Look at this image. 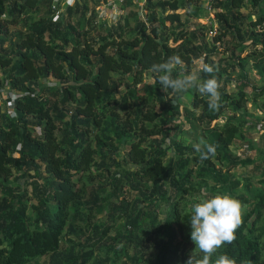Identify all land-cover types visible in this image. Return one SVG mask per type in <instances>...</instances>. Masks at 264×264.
Instances as JSON below:
<instances>
[{
    "label": "trees",
    "instance_id": "1",
    "mask_svg": "<svg viewBox=\"0 0 264 264\" xmlns=\"http://www.w3.org/2000/svg\"><path fill=\"white\" fill-rule=\"evenodd\" d=\"M52 1L0 0V89L9 86L21 93L16 102L17 118L10 116L5 103L0 105V264H38L42 257L61 252L69 223L79 217L85 220L84 214L88 220L94 212H103L113 197L121 203L116 207L128 215V223L120 232L126 238L129 239L135 231L144 232L146 223L157 233L162 253L152 264H185L196 247L191 240V230L187 229L191 214V207H185L189 204L188 198L200 193L210 179L222 182L220 185L228 187V190L234 188L232 170L242 163L243 158L234 156L233 160L230 159L233 154L231 146L244 140L248 127L262 120L261 114L252 120H240L237 114H250L247 103L255 100L257 94H264V29H259L264 21V0H212L214 7L227 5L230 8L227 13H216L217 19L225 23V30L217 32L210 42L198 32L181 30L175 44L170 43L169 38H161L157 26H154L158 21L157 12L149 4L154 0H148L145 6L148 10L146 16L150 24L153 23L151 30H146L142 21L135 28L130 19L144 12L131 10L124 17L125 35L120 38L106 35L97 43L89 40L86 23L89 24L90 19L87 21L85 13H82L79 22V32L66 25L62 18L54 22L47 12L42 13L44 5H50ZM131 1L125 0L121 7L127 8ZM248 2L258 8V14L253 18L247 16L244 21L235 19ZM163 4L174 11L167 15L166 20L180 25L181 17L176 12L180 8L179 0H164ZM75 5V9L80 8L78 0ZM66 6L68 14H72L74 6ZM81 6L85 10L88 8V4ZM28 11L35 13L33 17L27 16ZM246 26L250 28L246 39H250L255 47L246 56L238 55L229 62L222 60L215 66L210 60L218 49L215 43H222L228 49L236 47L244 50L246 39L242 34ZM231 30L238 36L228 42L226 37ZM191 37L194 44L190 46L188 39ZM7 38L10 39L8 48L3 46ZM179 38L184 40L179 42ZM259 45L262 47L258 48ZM203 52H206V64L219 69L211 74L221 85L218 89L219 110H209L207 97H202L195 88L179 93L168 89V93H172V97L168 98L170 104L166 106L163 103L159 107L168 93L165 92V96L161 93L162 87L152 66L173 54L190 65L194 57L198 58ZM92 56L95 60H91ZM251 57L255 59L252 67L259 71L263 81L261 86L251 84L246 67ZM229 67L239 69L235 80L238 92L235 94L226 89V85L233 81L229 77L224 79ZM146 73L153 81L146 86L148 93L140 94L137 86L143 82ZM173 75L178 73L174 71ZM128 76L131 86L116 97L121 81ZM41 77L54 78L47 86L50 92L59 95L53 104L49 98L37 94L42 88L38 84ZM201 78L210 76L201 72ZM222 80L226 83L222 84ZM253 91L258 93L251 96ZM184 97L191 99V106H182L181 99ZM71 102L76 104L72 122L75 125L84 124L85 130L81 127L77 130L79 140L74 150L66 148L68 152L65 153L64 143L57 131ZM228 104H232L234 112L226 116L223 124L213 126V120L226 112ZM163 110L169 113L167 117ZM136 111L139 113L134 121L132 117ZM196 111L199 113L196 114ZM120 112L126 113L128 118L122 120ZM184 112L189 115V128L176 125L175 135L169 136V141L165 142L175 150L172 160L165 162L159 149L155 156H151V139L167 136L170 118H175L173 121L182 119ZM109 113L113 114L114 129L122 140L127 139V132L132 133L124 154H120L119 145L109 134L111 128L105 120ZM32 117L41 127L40 134H34L29 127L28 119ZM102 123L106 124L105 128ZM90 129L94 130L93 136L89 134ZM183 135L191 139L188 144L177 141ZM201 136L216 146V155L211 159L200 160L192 147ZM226 160L230 163L224 166ZM39 162L48 174L45 181L47 191L38 204L32 205L40 214L41 226L30 228L26 222V206H23L26 199L14 197L13 188L23 187L18 183V175H22L19 172L23 171V176L28 179V171L38 167ZM120 162H124L126 167L121 173L118 171ZM217 163L221 164L219 168ZM125 179L142 199L137 198L134 202L119 199L123 195ZM107 181L112 182L110 186L105 185ZM160 182L172 185V202L166 226L157 227L158 201L154 188H159ZM250 192L252 198L241 202L243 205L251 203L252 206L242 212L243 223L237 229L236 241L225 243L213 255V264L218 255L225 253L236 258L238 264L244 259L252 264H264V173ZM161 198L171 199L166 197V193H162ZM143 201L148 203L140 207ZM76 203L82 206L74 214L71 205ZM128 224L132 229L128 228ZM93 227L101 234L106 232H101L100 226ZM165 227L168 230L167 239L164 237ZM121 253L114 251L117 258ZM110 258L107 255L97 264H104ZM73 259L77 263L78 258L75 256ZM148 260L144 256L132 259L133 264H151Z\"/></svg>",
    "mask_w": 264,
    "mask_h": 264
},
{
    "label": "rangeland",
    "instance_id": "2",
    "mask_svg": "<svg viewBox=\"0 0 264 264\" xmlns=\"http://www.w3.org/2000/svg\"><path fill=\"white\" fill-rule=\"evenodd\" d=\"M76 1L74 4H72L74 6L72 14H68V8L66 6V4L69 5L68 0H53L50 5H44L42 13L47 12V16L50 17V19H52V21L54 22H59V20L62 18L66 25L74 27L75 31L77 32L80 31L79 22L82 15L85 13L84 16L87 17V21L90 19V23H86V27L89 32V40L96 43L102 38H104L106 35L115 36V38H120L122 35H125V31L127 29L124 25V17L128 16V12L131 10H142L144 12L143 15L141 14L139 15V17H132L130 19L131 24L135 25V28L137 27L140 21L144 22V24L146 25V30L149 31L153 28V23L150 24L146 16V12L148 10L147 8H145V6L148 5V0H132V3L125 9L121 7V4L118 0H99L98 2L96 0H78L80 8L75 9ZM163 2L164 0H154L152 3L149 4H152V8L157 12L158 21L154 23V26H157L160 32V37H165L167 39L169 38L170 43L175 44V38L178 36V33L181 30H187L189 33L198 32L201 35H204L209 42L211 41L212 36H214L217 32H219L220 30H225V23L222 21L220 22L217 19L216 13L222 11H224L225 13L229 12L230 8L227 5L223 7H214L212 5V0H192L191 2L188 0H179L180 8L176 10V12H178L181 17V24L179 25L172 24L170 20H166L167 15L174 11H172L168 7H165ZM87 4V10L82 8L81 5ZM34 14L35 13L32 11H28L27 16L33 17ZM257 14L258 8L254 7L248 2L241 9L240 15H238L235 19L244 21L245 17L251 16L253 18ZM36 17H38V15H36ZM247 21L248 20H246V22ZM20 27L21 26H19V28ZM16 28H18V26ZM245 28L246 30L243 32L242 35L246 39L249 36L248 34L250 33V28H248V26H246ZM228 35L230 36L226 37L228 42L234 41V36H238V34L233 31L230 32ZM184 38H179V42L184 40ZM188 40L189 42H191L189 44L190 46L194 44L192 43L194 42L193 37ZM215 44L218 49L216 53L210 56V60L214 62L215 66L219 65L222 60H226L229 62V60L233 58L236 59L238 55L246 56L252 50V48L255 47L250 39H246V41L244 42V50H241L240 48L236 47L228 49L226 46L222 45V43L219 42H216ZM3 46H6L7 48L10 47L9 38L5 40ZM261 47L262 46L259 45L258 48ZM230 56H232V58ZM205 57L206 52H203L198 58L195 56L190 65H187L184 62L186 71L191 72L194 67L205 64ZM91 60H95L93 56L91 57ZM254 61V58H249L246 67L249 69V77L251 84L261 86L263 84V81L260 77L259 71L252 67ZM174 71L179 74V66H177ZM238 73V68L229 67L227 75H224V79L226 77L233 79L232 83L226 85L227 91L231 94H235L238 92V89L236 87L237 84L235 81L237 79L236 76ZM53 80V77H41L38 80V84L40 85V87L42 86V88L37 94L42 96L43 98H49L51 104H53L55 102V99L59 97L58 94L52 91L50 92L47 88V86H49V84L53 82ZM152 81V77L146 73L143 82L137 86V88L139 89V93H148L149 90L148 88H146V86ZM223 83L225 84L226 82L222 80V84ZM129 86H131V80L128 76L121 81L119 89L121 91L117 90L116 97H120V95ZM250 90L252 91V88H250ZM161 93L165 96V91L163 89ZM257 93L258 92L253 91L251 96L256 95ZM174 96H176V94ZM257 96L258 97L255 100L251 99L247 103L248 112H251L250 114L243 115L241 112L237 114V118L240 120H252L255 118V116L257 117V114H261L260 118L262 120L257 121L254 125L248 127L249 131L245 133L246 137L244 140H239L233 146H231V151L233 154L230 159L233 160L234 156L243 158V161H241L242 163H238L236 165L237 167H234V169L232 170L231 180H233L235 183L234 188L228 190V187L223 188L222 185H220L222 182L218 183V181L210 179L209 182L207 181V185L203 186V189L200 191V193H197L195 196H190L188 198L189 204L185 206L186 208L191 207L192 204L198 202L201 198L207 197L209 195H214L217 192L228 193L232 197L238 199L240 203L245 198H252L250 189H253V187L258 184V180L262 177L264 173V94H257ZM170 97H172V93L165 97L167 98L164 99L165 102L160 101L159 107L163 106V103L166 106H169L170 103L168 102V98ZM181 103L182 106H191V99H189V97H184L183 99H181ZM75 105L76 104L72 102L68 104L67 112L62 118L63 123L60 124V128L57 131L59 139L64 143L65 149L67 148L68 150H74V145H76L79 140L77 130H79L80 127L82 128V130H85L84 124L78 123L77 125H75L72 122V112L75 108ZM110 106L112 107L113 104ZM163 112H165V117L169 115L166 110H163ZM233 112L234 109L232 104H228L226 112L223 113L218 119L213 120L212 125L214 126L217 123L223 124L226 120V116L232 114ZM138 113L139 111H136V113L133 115L132 118L134 119V121H136V119L138 118ZM198 113L199 111H196V114ZM182 116V119H176L175 121H173L175 118H170L171 121L167 123V136H155L151 139L149 143V145L151 146V156H155L157 149H159L163 153V160L165 162L168 163L172 160L175 150L173 148H169L168 142H165L169 141V136L175 135V131L177 129V127L175 128L176 125L182 126V128L184 129L189 128V115L184 112ZM120 117L122 118V120L128 118L127 114L124 112H120ZM105 118L106 122L109 123L107 124V126L111 128V132L109 134H111V136L114 138L115 143L119 145L120 154H124L128 140L130 139V137H132V133L127 132V139L123 138L122 140L117 135L116 129H114L116 124L113 122V114L109 113V115ZM28 120L31 131L34 134H40L41 127L37 123V120H35V118L33 117L29 118ZM105 125L103 124L104 128ZM198 132L199 131H197V133ZM89 134L93 136L94 130L90 129ZM177 141L180 143L188 144L191 139L183 135L181 136V138L179 137ZM67 149L65 153L68 152ZM104 156L105 154L102 155V157ZM112 162H114L113 159ZM228 163H230L228 162V160L224 161V166ZM119 164L121 166H119L118 171L121 173L125 171L126 167L124 162H120ZM39 166L30 168V170L28 171V179H25V177L23 176V171L19 172L22 173V175H18L20 176L18 183L23 184V187L13 188L14 197H18L19 199H26V201L24 202L25 204H23V206H26L24 211L26 214V222L30 228L41 226L40 214L37 209H35L32 205L38 204L40 199L43 198L47 191L45 181L48 174L45 172L44 167L41 165L40 162ZM219 166H221V164L218 165L217 163L216 167L219 168ZM237 180H239V182ZM104 183L106 186H110L112 182L107 181ZM127 184L128 183L125 179L123 195L119 199L123 198L128 202H134L137 198L142 199V196L136 195L135 189L129 187V185ZM149 185L151 186L152 184L149 183ZM159 185V188H154V194L158 201V206L156 209V213L158 216L157 227L162 224L166 226V216L170 204L172 202V197H170V194L172 193V185L169 182H160ZM26 193L28 194L27 196L24 195ZM162 193H166V197L171 199H162ZM119 202V200L116 201L113 197L110 203L105 207L103 212H94V216H92V218H88V220H86L87 215L84 214L83 218L85 220H82V218L79 217L69 223L68 227L66 228L65 236L62 243L63 250H61V252L57 254L51 253L42 257L38 264H97L99 261L103 260L107 255H109L111 257L110 259H113V261H110L109 259V261L104 264H133L134 262L132 261V259L142 256H144V258L146 259H149L148 261H150L151 264L154 263L156 258L161 256L162 253L159 248V240L157 233L153 231V229L150 227V225H148V223H146L144 232L138 233L137 231H135V233L132 234L129 239L126 238L125 235L120 232L124 231L123 229L128 223V215L123 214L122 211H120L121 209L119 210V207H116V205L121 204ZM143 202L144 203H142L140 207L148 203L147 201ZM183 205L184 204H182V206ZM81 206V203L72 204L71 212L75 214V212L79 211L77 209L81 208ZM251 206V203H247L245 205L241 204L242 212L244 210L249 209ZM94 225L100 226L102 228L101 232L103 230H106V232L101 234L100 230L99 232L95 231V228L93 227ZM130 227L131 226L129 225L128 228L132 229ZM187 229L191 230V224H188ZM167 231L168 230H166L165 227L164 237L166 239L168 237ZM114 251L122 252L119 258H117V256L114 254ZM75 256L78 258L77 263L74 262L73 259ZM115 259H117V261ZM84 260L86 261L85 263H83Z\"/></svg>",
    "mask_w": 264,
    "mask_h": 264
},
{
    "label": "clouds",
    "instance_id": "3",
    "mask_svg": "<svg viewBox=\"0 0 264 264\" xmlns=\"http://www.w3.org/2000/svg\"><path fill=\"white\" fill-rule=\"evenodd\" d=\"M179 66V74L174 76V70ZM152 70L162 89L168 93L187 92L195 88L202 96L207 97L209 110H219L221 87L213 74L218 67L210 64H202L187 72L183 60L179 55L168 56L163 62L154 64ZM209 74L210 78L202 79L200 73ZM169 95V93H168ZM200 160H208L216 155V146L208 143L203 136L192 144ZM242 209L238 199L228 193L217 192L214 195L201 198L191 205L190 224L191 240L196 247L190 253L185 264H213L212 257L225 244H233L237 237V229L242 225ZM214 264H238L234 257L228 254H220ZM239 264H252L250 260L244 259Z\"/></svg>",
    "mask_w": 264,
    "mask_h": 264
},
{
    "label": "built area",
    "instance_id": "4",
    "mask_svg": "<svg viewBox=\"0 0 264 264\" xmlns=\"http://www.w3.org/2000/svg\"><path fill=\"white\" fill-rule=\"evenodd\" d=\"M76 0H68V4L72 5ZM122 4L125 0H118ZM116 5V4H115ZM260 30L264 29V21L262 25L259 26ZM21 93L17 90L11 89L9 86L0 89V105L2 103L6 104L8 113L11 117L17 118L16 102L19 99Z\"/></svg>",
    "mask_w": 264,
    "mask_h": 264
},
{
    "label": "crops",
    "instance_id": "5",
    "mask_svg": "<svg viewBox=\"0 0 264 264\" xmlns=\"http://www.w3.org/2000/svg\"><path fill=\"white\" fill-rule=\"evenodd\" d=\"M101 13H103V12H101ZM19 182V181H18Z\"/></svg>",
    "mask_w": 264,
    "mask_h": 264
}]
</instances>
